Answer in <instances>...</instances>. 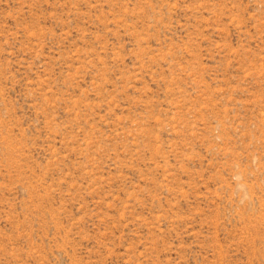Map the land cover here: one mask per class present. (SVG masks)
Segmentation results:
<instances>
[{"label":"rangeland","instance_id":"374dc122","mask_svg":"<svg viewBox=\"0 0 264 264\" xmlns=\"http://www.w3.org/2000/svg\"><path fill=\"white\" fill-rule=\"evenodd\" d=\"M0 264H264V0H0Z\"/></svg>","mask_w":264,"mask_h":264}]
</instances>
